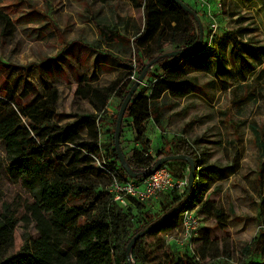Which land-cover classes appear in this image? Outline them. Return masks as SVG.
<instances>
[{
  "label": "rangeland",
  "instance_id": "obj_1",
  "mask_svg": "<svg viewBox=\"0 0 264 264\" xmlns=\"http://www.w3.org/2000/svg\"><path fill=\"white\" fill-rule=\"evenodd\" d=\"M183 1L198 11L206 32L215 31L216 41L198 57L183 59L193 91L180 100L165 95L158 123L133 104V114L122 121L120 146L125 159L135 151L144 154L147 162L139 171L128 164L135 173L144 175L152 169L159 150H168L173 140L183 139L198 156L194 179L207 188L200 200V224L191 243L177 242L173 229L145 235L135 244L138 260L134 262L130 252L129 263L170 264L168 259L189 262L190 258L196 264L261 262L264 257L257 251L264 245V156L252 127L264 140V0H207L210 12L197 0ZM0 12L11 23L3 34L0 30V96L13 97L24 105L39 101L46 85L56 88L59 96L51 121L59 124L92 113L88 102L75 95L81 81L94 86L117 81L118 89L119 82L131 74L138 78L147 63L145 51L140 49L137 54L133 43L143 27V10L126 0H0ZM171 26L159 42L162 50L191 43L187 30H174V23ZM239 26L252 32L245 37L236 32V44L229 45L224 32ZM100 28L106 30V36L100 34ZM147 44L151 49L157 46L153 41ZM214 54H219L218 59ZM158 74L163 71L153 63L135 93L148 96ZM120 96L116 90L100 114L97 167L102 162L122 167L111 153L112 119L119 110ZM167 167L179 181L189 174L186 161H174ZM23 171L20 165L8 166L0 142V212L7 205L17 214L13 247L8 253L15 264H27L17 254L24 231L18 216L26 214V206L32 202L22 183ZM118 171L125 179H137ZM183 191L160 194L154 211L136 205L131 226L115 236L117 248L123 249V242L137 225L165 213L170 202L178 205L185 201ZM205 202L222 211L223 224L201 209ZM253 239L257 244L246 253Z\"/></svg>",
  "mask_w": 264,
  "mask_h": 264
},
{
  "label": "trees",
  "instance_id": "obj_2",
  "mask_svg": "<svg viewBox=\"0 0 264 264\" xmlns=\"http://www.w3.org/2000/svg\"><path fill=\"white\" fill-rule=\"evenodd\" d=\"M126 1L130 2L133 8H142L144 15L143 27L140 32L136 31L137 35L133 38L135 51L139 54L140 49H143L147 63L155 60L163 74L153 77L148 96L133 94L123 119L133 114V104L137 103L143 114L149 115L158 123L162 106L160 102L165 95L180 100L193 91V81L187 76L184 68L176 63L171 64V61L200 55L206 49L205 38L208 32L201 25L198 11L194 10V16L186 12L175 0ZM172 23L174 30H187V35L192 38L191 43L186 47L180 48L177 45L173 50H162L159 42L163 33L172 28ZM10 24L8 16L0 12L2 34ZM105 31L100 28L101 35L106 36ZM151 41L157 45L155 49L148 46L147 42ZM173 41L170 38V42ZM171 51L179 53L168 56L167 53ZM218 57L219 54H215V58ZM146 64L142 65L138 76ZM134 82L135 80L127 78L119 82L117 89V81L108 86H94L81 81L82 84L76 88L75 95L88 102L92 113L87 116L79 115L74 120L61 124L51 121L59 96L56 88L46 85L45 93L39 101L24 105L13 97L0 96V142L4 144L5 159L8 166L20 165L23 168L22 183L32 197V202L26 206V214L18 216V220L24 222L23 241L17 253L20 260L27 264H130L125 249L137 232L149 226L152 227L145 235L174 230L178 227L184 210L197 206L198 212L200 211V200L207 188L199 186L194 179L193 185H187L183 191L185 201L178 205L170 202L165 213L160 212L155 221L137 225L133 234L123 242V249L117 248L115 236L131 226L132 211L136 205L141 206L143 210H155L150 204L133 199L128 207L121 208L112 200L106 189L110 182L109 174L94 165L95 158L101 153L98 143L100 114L105 111L108 100L116 90L121 93L122 102ZM138 88L140 89V86ZM115 121L116 117L113 116V128ZM252 131L256 134V140L262 150L261 156H264L262 135L260 136L254 127ZM111 139L113 145V136ZM111 153L115 161H118L114 148ZM166 155H184L192 158L195 166L198 164V156L183 139L173 140L169 149L165 150L163 147L156 157ZM174 161L183 160H172L164 165L167 167L168 163ZM126 162L139 171L147 160L142 152L135 151ZM102 163L106 164L107 170L112 169L121 179H125L119 174L118 170H123L120 165L117 169L109 163ZM94 176L99 180H94ZM136 177L135 180L139 181L143 175L137 173ZM202 205L201 209L211 213L218 224H223V214L219 208L214 209L213 204L209 202ZM16 220L15 210L4 205L0 212V264H15L9 260L8 253L13 247ZM27 224H30V229ZM144 236L136 240L131 248V259L134 262L138 260L135 244ZM256 244L257 239H253L245 252L249 253ZM257 252L263 258L264 245H261ZM191 262L196 264L192 258L189 262L168 259L170 264H192ZM244 264H264V260H249Z\"/></svg>",
  "mask_w": 264,
  "mask_h": 264
},
{
  "label": "built area",
  "instance_id": "obj_3",
  "mask_svg": "<svg viewBox=\"0 0 264 264\" xmlns=\"http://www.w3.org/2000/svg\"><path fill=\"white\" fill-rule=\"evenodd\" d=\"M200 7H204L208 12L211 11L207 0H197ZM211 28L215 24L211 23ZM131 80H135L134 75H130ZM99 167L106 170L110 177V182L106 189L111 194L112 200L121 208H126L131 200H136L144 204H150L151 208L156 206L157 198L160 194L173 189L184 190L188 185L187 176L184 180L179 181L174 178L168 167L161 166L150 175L143 177L141 180L121 179L114 170H107L106 164L102 163ZM200 215L198 207L184 210L180 217V223L174 229L177 242L180 244L191 243L200 224Z\"/></svg>",
  "mask_w": 264,
  "mask_h": 264
},
{
  "label": "water",
  "instance_id": "obj_4",
  "mask_svg": "<svg viewBox=\"0 0 264 264\" xmlns=\"http://www.w3.org/2000/svg\"><path fill=\"white\" fill-rule=\"evenodd\" d=\"M186 12L191 13L192 15L195 16V12L192 8H190L189 5H187L185 2H183L182 0H175ZM202 34V33H201ZM200 34V35H201ZM179 53V51H171L168 52L167 55L168 56H174L177 55ZM155 63V60L149 62L146 64L145 68L143 69V71L141 72V74L138 76V78L135 80L134 84L131 86V88L129 89V91L127 92L126 96L123 98L119 110L117 112V116H116V121H115V127H114V131H113V148L115 150V153L117 155L118 161L120 162V164L122 165V168L124 170V172L129 176V177H136L137 173H135L130 166L127 164L125 156L121 150V146H120V135H121V126H122V121H123V117H124V113L127 109L128 104L131 101V98L133 96V94L136 92V90L139 87V84L143 81L144 79V75L147 71V69L153 64ZM172 160H183L186 161L189 165V174L187 176V183L188 186H192L193 185V180H194V172H195V162L192 158L184 156V155H166L163 157L158 158L154 164L153 167L150 171H148L146 174L143 175V177H146L148 175H150L152 172H154L155 170H157L158 168H160L161 166H163L166 162L172 161ZM177 209V208H176ZM175 209V210H176ZM152 226H149L139 232H137L134 236H132V238L129 240V242L126 245V254L129 255L132 246L134 245L135 241L138 240L140 237L144 236L150 229Z\"/></svg>",
  "mask_w": 264,
  "mask_h": 264
},
{
  "label": "crops",
  "instance_id": "obj_5",
  "mask_svg": "<svg viewBox=\"0 0 264 264\" xmlns=\"http://www.w3.org/2000/svg\"><path fill=\"white\" fill-rule=\"evenodd\" d=\"M239 33L240 34V36H243V37H245V36H247V35H249V33H251L252 32V29H249L248 27H240L239 26V28H236L235 30H233V32L232 31H225L224 33H226V41H227V43L229 44V45H233V44H236V41L235 40H237V39H235L234 37H236L237 38V33ZM211 33L212 34H209V32H208V36H206V38H205V40H206V49L205 50H207V49H209V47H210V44L212 43V42H214V41H216L215 40V37H214V33H215V31H211ZM207 35V34H206ZM228 36L230 37V38H228ZM238 43H241L240 41L238 42ZM243 45V44H242ZM234 46V45H233ZM244 46H246V45H244ZM246 47H249L248 45L246 46ZM251 48V47H250ZM215 55V54H214ZM199 56V55H198ZM198 56H194V57H192V58H196V57H198ZM175 61H177L176 62V65H179V66H181L182 68H184V65L182 64V62H183V59H176Z\"/></svg>",
  "mask_w": 264,
  "mask_h": 264
}]
</instances>
